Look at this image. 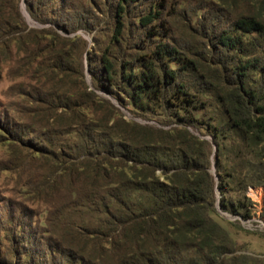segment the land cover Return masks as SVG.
<instances>
[{
	"label": "trees",
	"instance_id": "obj_1",
	"mask_svg": "<svg viewBox=\"0 0 264 264\" xmlns=\"http://www.w3.org/2000/svg\"><path fill=\"white\" fill-rule=\"evenodd\" d=\"M17 1L0 140L39 167L23 194L50 227L10 209L0 264H264L214 218L251 219L254 188L264 219V0H31L43 27Z\"/></svg>",
	"mask_w": 264,
	"mask_h": 264
},
{
	"label": "rangeland",
	"instance_id": "obj_2",
	"mask_svg": "<svg viewBox=\"0 0 264 264\" xmlns=\"http://www.w3.org/2000/svg\"><path fill=\"white\" fill-rule=\"evenodd\" d=\"M31 0H18L17 5L20 13L23 15L25 22L28 27H43L49 25L48 23H40L34 20L27 11L28 3ZM27 14L29 18L26 17ZM59 30V29H58ZM61 31V30H59ZM62 32V31H61ZM76 33L81 34L87 41L88 47L92 44V33L84 32L83 30H77ZM85 57V54H83ZM85 80L87 84L90 83L88 72L85 70ZM12 79L7 75L6 63H0V115L3 117V113L9 111L7 109L8 100H15L16 96L13 94ZM14 96V97H13ZM18 100L21 98L17 97ZM21 119H16L20 122L29 121L23 116ZM36 126L41 127L42 122L35 123ZM34 127V126H33ZM36 128V127H34ZM18 135L22 132L17 131ZM24 137L27 136L25 132ZM14 137V136H13ZM63 139L60 137L57 139L58 142ZM14 143H7L6 140H0V224L2 222L6 223V217L9 215V211H15L16 215L20 214L17 210L19 206L27 207L31 210V214L27 220V227L29 225L33 226L35 230H39V223H43L44 226L50 227L49 222L44 218L46 212H48V207L50 206L46 203L35 204V202H30L26 200L23 194L25 185L28 184V179L31 178L37 171L40 172L38 166L35 163L29 162V157L26 155V150H23L18 142L12 141ZM40 142V140H39ZM34 169V171H29V167ZM37 170V171H35ZM211 171L214 172L213 167ZM28 186V185H27ZM249 196L256 202L253 206L254 216L249 220H239V224L233 222L236 216H233L227 212L221 211L217 205L218 215H214V218L222 224L234 237V239L243 246L246 252L250 254L263 255L264 256V237L260 233H264V219H262L260 213L261 197L263 195L261 190L251 189L248 192ZM58 202V201H57ZM67 205V203H66ZM51 209V208H50ZM65 214L69 216L76 223H80L83 217L77 210H71L67 207ZM89 217V216H87ZM90 218V217H89ZM4 220V221H3ZM39 220L41 222H39ZM45 220V222H44ZM35 223V224H34Z\"/></svg>",
	"mask_w": 264,
	"mask_h": 264
},
{
	"label": "built area",
	"instance_id": "obj_3",
	"mask_svg": "<svg viewBox=\"0 0 264 264\" xmlns=\"http://www.w3.org/2000/svg\"><path fill=\"white\" fill-rule=\"evenodd\" d=\"M251 189H253V190H255V191H257V190H261V189L250 188L249 191H250ZM249 191H248V192H249ZM248 195H249V194H248Z\"/></svg>",
	"mask_w": 264,
	"mask_h": 264
},
{
	"label": "water",
	"instance_id": "obj_4",
	"mask_svg": "<svg viewBox=\"0 0 264 264\" xmlns=\"http://www.w3.org/2000/svg\"><path fill=\"white\" fill-rule=\"evenodd\" d=\"M27 18H29V16L27 14H25Z\"/></svg>",
	"mask_w": 264,
	"mask_h": 264
}]
</instances>
